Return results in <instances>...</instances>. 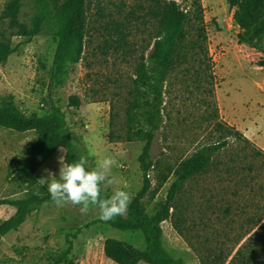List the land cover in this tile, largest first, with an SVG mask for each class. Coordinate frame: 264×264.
Segmentation results:
<instances>
[{
	"label": "rangeland",
	"instance_id": "1",
	"mask_svg": "<svg viewBox=\"0 0 264 264\" xmlns=\"http://www.w3.org/2000/svg\"><path fill=\"white\" fill-rule=\"evenodd\" d=\"M9 1L0 0V14ZM178 1L189 7L188 1ZM20 2V19L30 28L39 22V31L22 36L8 19L0 21V29L14 47L0 64V99L13 102L27 115L42 114L51 85V95L64 112L71 133V149L79 157H87L92 167L106 155L112 156L115 184L103 191L110 196L116 187H123L134 196L143 183L138 163L143 142L126 138L127 109L136 92V67L147 56L156 34L157 20L147 14L155 5L151 0H88L82 57L67 67L61 83L51 84L49 69L63 18L50 0ZM201 2L211 64L229 70V81L223 78L221 88L215 86L211 96L209 71L187 48L167 75L163 123L150 150L154 166L148 177L157 192L147 204L148 214L165 200L179 159L216 141L220 134L226 135L213 125V104L225 122L226 111H243L244 122H256L264 139L263 55L236 42V27L225 0ZM131 9L143 17L129 18ZM69 96L78 97L81 104L70 105ZM36 138L33 129L18 132L0 125V201L22 198L36 189L20 179L16 169V161L28 155ZM227 139L206 169L177 191L169 218L161 222L165 245L187 252L186 264H243L264 255V234L257 230V222L264 216V154L258 153L262 148L251 139L249 143L234 135ZM64 154V148L57 149L37 169L41 184L46 186L49 172L58 178ZM14 210L0 203V222ZM107 238L125 241L136 249L146 246L140 229L118 231L99 218L97 208L81 214L78 207L44 202L0 238V264H53L69 240L73 245L68 256L78 264H116L103 252Z\"/></svg>",
	"mask_w": 264,
	"mask_h": 264
},
{
	"label": "trees",
	"instance_id": "2",
	"mask_svg": "<svg viewBox=\"0 0 264 264\" xmlns=\"http://www.w3.org/2000/svg\"><path fill=\"white\" fill-rule=\"evenodd\" d=\"M50 1L63 18L52 66L49 69V81L53 84L61 83L62 75L66 73L67 67L78 62L82 57L88 0ZM151 1L155 8H149L147 14L157 20L156 34L149 45L147 56H143L136 67L133 80L136 92L127 109L129 127L126 138L130 141L143 142L138 156L143 183L135 193L127 213L106 221L118 231L140 229L146 246L144 249H136L122 240L105 239L103 252L116 264H138L139 262L186 264L187 252L168 248L165 245L161 227V222L170 216V209L173 207L177 191L189 178L206 169L214 153L227 145V138L230 135L250 142L242 132L219 118L218 108L213 104L212 116L216 119L213 125L223 130L226 135L220 134L216 141L203 144L189 156L179 159L173 169L174 178L168 187L165 200L159 202L151 214L147 213V204L154 199L157 192L156 188L151 187L148 173L154 166L150 153L152 143L163 123L164 84L174 65L180 62L184 48L196 55L199 65L203 64L209 71V92L211 96L215 95L201 0H185L189 2L188 8L182 7L178 0ZM226 2L232 10V21L238 28L235 34L236 42L247 44L250 48L261 52L263 59L260 62L264 65V0H226ZM20 7V0H10L0 14V21L8 19L11 27H16L17 34L22 36L36 35L39 31V22L30 28L20 19ZM137 10L131 9L128 12L129 18L133 20L142 18L143 16L138 14ZM13 51L14 47L11 46L10 38L5 36L4 30L0 29V64L4 63ZM47 92L48 99L45 101L42 114L27 115L13 102L0 99L1 126L18 132L33 129L37 134L36 140L28 147V155L16 161L19 178L35 185L36 189L28 190L25 197L5 198L0 201L15 208L9 217L0 222V238L8 231L17 228L30 211L37 209L44 202L52 201L47 187L41 184L35 175V171L48 155L59 148H64L65 164L80 158L71 149V133L66 124L64 112L55 104L51 95V85L48 86ZM69 103L72 106H79L81 100L76 96H69ZM258 153L264 154V150L258 148ZM102 197H107L104 191ZM257 225V230L264 234V216L258 220ZM72 245V240H69L67 249L55 258L53 264H78L68 256ZM243 264H264V255Z\"/></svg>",
	"mask_w": 264,
	"mask_h": 264
},
{
	"label": "clouds",
	"instance_id": "3",
	"mask_svg": "<svg viewBox=\"0 0 264 264\" xmlns=\"http://www.w3.org/2000/svg\"><path fill=\"white\" fill-rule=\"evenodd\" d=\"M115 164L110 155H106L95 167L90 166L85 156L72 163L61 161L58 178L49 172L48 178L44 179L52 201L58 207H78L81 214L97 208L103 221L124 216L134 199L133 194L123 187H116L110 196L102 197L103 190L115 184L112 178Z\"/></svg>",
	"mask_w": 264,
	"mask_h": 264
},
{
	"label": "crops",
	"instance_id": "4",
	"mask_svg": "<svg viewBox=\"0 0 264 264\" xmlns=\"http://www.w3.org/2000/svg\"><path fill=\"white\" fill-rule=\"evenodd\" d=\"M226 2V0H225ZM227 4V2H226ZM232 10L230 11V19L232 21ZM233 22V21H232ZM234 27H236V31L238 30L237 25L234 24ZM213 74H214V79H215V86L217 87V90L221 88L222 83H223V78L228 79L229 77V70L227 71H221L220 64L219 63H214L213 62ZM220 76V77H219ZM219 77V78H218ZM243 111L240 110H234L233 108L230 111H226L224 114V119L234 126L236 129H238L240 132H242L246 137L249 139L253 140L256 142L259 147L264 149V139H262V136L258 134L259 130L256 126V122L249 121V122H244V115L242 114ZM46 160V159H45ZM37 170L35 171L36 175Z\"/></svg>",
	"mask_w": 264,
	"mask_h": 264
},
{
	"label": "built area",
	"instance_id": "5",
	"mask_svg": "<svg viewBox=\"0 0 264 264\" xmlns=\"http://www.w3.org/2000/svg\"><path fill=\"white\" fill-rule=\"evenodd\" d=\"M216 33H217L216 31L213 32V34H216Z\"/></svg>",
	"mask_w": 264,
	"mask_h": 264
}]
</instances>
